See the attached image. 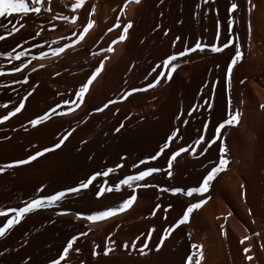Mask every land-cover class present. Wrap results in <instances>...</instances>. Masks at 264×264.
Wrapping results in <instances>:
<instances>
[{"label": "bare ground", "instance_id": "obj_1", "mask_svg": "<svg viewBox=\"0 0 264 264\" xmlns=\"http://www.w3.org/2000/svg\"><path fill=\"white\" fill-rule=\"evenodd\" d=\"M74 3L42 0L38 15L0 18V35L5 37L0 40V116L25 104L0 123V166L15 165L67 136L60 148L36 161L0 172V209L66 191L109 168L113 185L149 167L161 171L134 182L140 198L106 225L76 218L116 207L129 197L126 186H121L125 193L97 197L91 190L100 176L87 190L66 192L54 206L26 214L0 237V264H187L192 244L202 245L201 264H264V0H85L73 11ZM231 3L237 9L229 13ZM89 20L93 27L79 40ZM129 22L132 26L121 42L118 37ZM13 24L19 30L10 33ZM229 38L233 45L219 53L210 50ZM197 42L204 51L179 55ZM237 43L242 59L229 76L227 65ZM66 45L71 47L52 55ZM18 52L24 53L20 60L8 58ZM41 52L47 56L40 58ZM173 54L177 59L171 78H160L156 87L148 88L158 72L171 70L160 65ZM101 62L102 71L77 104L75 91ZM22 64L27 67L16 72ZM127 92L132 94L125 98ZM52 109L57 114L47 122L30 125V119ZM230 111L240 113L238 124L226 125L217 135L215 128ZM173 132L177 135L169 141ZM221 142L229 163L207 193L188 197L159 190L198 187L202 171L218 165ZM165 143L169 147L152 160ZM181 147L188 151L173 161L169 177L167 160ZM200 199L206 203L190 215L189 223L175 227L189 203ZM73 237V247L61 260ZM245 248L250 249L247 254Z\"/></svg>", "mask_w": 264, "mask_h": 264}, {"label": "snow or ice", "instance_id": "obj_2", "mask_svg": "<svg viewBox=\"0 0 264 264\" xmlns=\"http://www.w3.org/2000/svg\"><path fill=\"white\" fill-rule=\"evenodd\" d=\"M132 2H136L139 3V0H132ZM205 2H207V0H205ZM42 0H0V18L2 17H11L13 16V14H20L21 16L27 17L30 13L32 14H39L41 12V5ZM85 4V0H75V3L72 5V9L73 11L79 9L80 7H82ZM235 9H237V4L236 3H231L230 7L228 8V12L232 13ZM48 10V9H45ZM64 20H69V17L65 16L63 17ZM76 20V17H72L71 21L74 23ZM93 21L89 20L87 22V24L83 27V31L79 34V40H83L85 34H87L89 32V30L93 27ZM24 25L21 24L20 27H23ZM119 26V25H118ZM131 23H127L124 27H123V34H121L118 39L119 41H123L126 38V34L129 30V28H131ZM232 26H233V20L231 18H229L227 20V31L229 36H231V32H232ZM19 29L16 28V25L13 24L12 28L10 30L11 32H15L18 31ZM250 30V29H249ZM167 34V33H165ZM37 35H39V33H37ZM5 37L3 35H0V40H4ZM176 39H179V37H177ZM230 45H233V40L231 38L227 39L224 44L222 45V47H218V46H212L211 47V51L214 53H219L221 52L223 49L228 48ZM66 47H71V45H66L64 47H57L53 50L52 55L56 56L59 54H62L65 51ZM200 50V51H204V48L202 47V45L197 42L195 44L194 48L191 49H185L184 52L179 53L180 56H183L185 54V52L187 51H196V50ZM108 51H112V48H108ZM234 56L231 59V63L229 65H227V72L230 76L231 72H232V67L233 65H235L239 60L242 59V51H241V47L240 45L237 43L234 45ZM24 56L23 52H18L15 54V56L13 57L11 53L8 54V58L9 59H16V60H20L21 57ZM47 56V53L45 52H41L40 54V58H44ZM35 59V57H34ZM177 59V55L173 54V55H169L166 59L163 60L162 62V67L165 68H170L171 70L168 71L167 73L164 72H158L157 73V77L153 78V81L150 82L148 84V88H154L156 87L160 82V78H165V79H170L172 72L175 71V65L172 64L173 61H175ZM103 62H101L99 64V66L95 67V69L92 71V73L90 74V76L86 79L85 82H83L81 84V86L79 87V89L77 91H75V97H76V101L77 104L83 103V100L85 98L86 93L89 91V86L93 83V81L97 78V76L99 75V73L102 71L103 69ZM158 66V67H160ZM27 67L26 64H22L21 66L16 67L14 70L16 72H20L22 68ZM0 75H4V73L2 71H0ZM23 82H26L23 81ZM144 89H132V92H136V91H143ZM132 92H127L125 93V98L128 95H131ZM31 95V93H29V96ZM25 99H27V97H25ZM209 99H211V97H209ZM68 101H65V104H68ZM109 103H113V101H109ZM230 104V101H229ZM2 106V105H0ZM108 105L105 104L104 107L106 108ZM25 107V104L23 102H21L19 104V106L14 107L13 110L9 111L7 113V115H3L0 116V123H4L5 121H7L10 117L15 116L17 113H20L21 110ZM212 105L210 103H208V108L211 109ZM102 108H98L97 111H102ZM53 114H57L55 112V109H52L50 111H45L43 114H39L37 115L35 118L30 119L29 123L32 127H37L38 125H42L45 122H47L51 116ZM59 115H64L65 113L61 112L58 113ZM239 118H240V113L239 112H229L228 114V118L223 122L220 123L216 128H215V132L217 135L220 134L221 129L224 128L226 125L228 126H235L238 124L239 122ZM123 125H121L122 127ZM206 127V126H205ZM119 129H117L118 131ZM177 135L176 132H173L171 136L168 137V140L171 141L173 139V137H175ZM67 139V136L63 137L62 139L59 140V142H57L53 147H45L42 150H37L34 154H30L26 159H20L18 161L15 162V165L13 164H6L3 166H0V172H3V170L5 168H11V167H15V166H19V165H27L30 164L33 161H36L39 157H42L45 155V153L54 151L55 149H58L61 147V145L63 144L64 140ZM203 140V137H201L199 140H197V144H200V142ZM215 142V141H212ZM169 147L168 143H165L163 145V147L160 149L159 152H157L155 155H153L151 157L152 160L157 159V157L164 152L165 149H167ZM219 153H220V158H219V162L217 166L212 167L211 171H209L207 173V175L203 176L202 178V182L199 183L198 187H190L188 188L186 191L181 189V188H172V189H168V188H160L159 190L161 192H169L171 191L173 194H177L180 193L182 195H186L188 197H192L193 194H199V195H203L204 193H207L209 191V186L211 184V182L214 180V178L217 176L218 173L225 171L226 170V166L228 165L229 161L225 158V154H226V147L224 145L223 142H221L219 145ZM188 151V149L186 148H179L178 151H175L172 153V155L170 156V158L167 160V164H168V168L169 171L167 172V175L169 177L172 176V164L173 161L176 160V158L183 152ZM141 164H144L145 161L141 160L140 161ZM113 171V169L109 168L104 172H97L94 173L90 176H88L87 178H85L84 180H81L79 182V185L76 187H71L68 188L66 191H57L55 194H51V195H46L44 197L41 198H33L30 202H27L24 206L22 207H10L7 210H3L0 209V217H4L7 218L8 217V213H13L14 215L11 216V218H7L6 223H3L2 221H0V223H3V226L0 227V237H4L6 234L7 230H10L12 228L13 225L15 224H19L20 221L24 218V216L26 214L35 212L38 209L41 208H50L52 206H54L55 204H57L59 201L63 200L66 196V192L67 193H80L81 190H87L89 188L90 185H93V182L97 180L98 176H104V177H108L109 174ZM161 171V169L156 168V167H149L146 170H141L138 172V174L136 175H128L126 177H124L123 179H120L118 183H115L112 186H108L107 184H101L97 189L95 194L97 195V197L102 196L104 193H111L113 191L115 192H120L121 191V186H126L129 189H132V194L129 195V197L125 200H123L118 206L116 207H109L106 210H97L92 212L91 214H77V219H83L86 221H90V222H97L100 220H104L110 217H113L125 210H127L132 203L136 200V195H135V191L136 189L133 187L134 182H141V181H145L147 177L151 176L153 173ZM140 186V185H137ZM143 187H155L154 185H150L148 183H144L142 185ZM206 201L203 199L198 200L197 202L194 203H189V205L187 206L186 210L183 211L182 216L180 217V219L176 222L175 227H179L181 225L187 224L190 221V215L195 211L198 210L202 207L203 204H205ZM159 205H156V208H159ZM167 209H165L166 211ZM61 215H66L67 213H60ZM153 215H155V213H153ZM173 229H169L166 230L165 232V236L168 235V232L171 231ZM154 231V230H152ZM148 238L151 237V231H149L147 233ZM248 237H245L244 240H247ZM76 237H73L71 240H69L67 242V246L64 248L63 252L64 255H62L60 257L61 260H63L65 258V256L67 255V253L69 252V249H71L73 247V243L75 242ZM244 240H241V243L244 242ZM160 243H163V240H160ZM133 247H135V244H133ZM147 247V243H144V247L140 249L141 253L144 252V248ZM191 248L193 249L192 254L188 255L186 257V261L187 264H201V261L203 259V253H202V245H198V244H192ZM157 251L159 250V248L157 247L156 249ZM77 251H79V249H77ZM110 249L105 250L104 251V255H108L109 254ZM244 253L247 254L250 249L245 248ZM97 253L95 251H93L92 255H96ZM246 259L251 260L252 257L251 256H246ZM53 264H60L59 260H54Z\"/></svg>", "mask_w": 264, "mask_h": 264}, {"label": "rangeland", "instance_id": "obj_3", "mask_svg": "<svg viewBox=\"0 0 264 264\" xmlns=\"http://www.w3.org/2000/svg\"><path fill=\"white\" fill-rule=\"evenodd\" d=\"M225 79H226V78H225V73H224V74H223V80H222V82H223V83H222V86L225 85ZM223 87H224V86H223ZM79 155H80V154H79ZM127 169H128V171H130V170L132 169L130 172H136V171H138V170L133 169V168H131V167H129V168H127ZM127 169L125 168V170H127ZM134 170H136V171H134ZM130 172H127V171H126V175H128ZM138 172H139V171H138ZM138 172H136V173H138ZM208 172H209V171L205 169L204 171H202V174H200V177L202 176L201 178H203V176L207 175ZM129 175H130V174H129ZM100 177H101V179H100ZM100 177L98 178V182L96 181L98 184L96 183L95 188L93 187L94 189L91 190V191H93V194L96 192V189H97L101 184H103L104 182H105L104 184H107L108 186H111L110 183L113 185V180H112V179H109V178H107V177L105 178V177H102V176H100ZM102 178H105V179L102 180ZM104 180H105V181H104ZM106 180H108L109 182L107 181V183H106ZM149 180H150V178H148L146 182H148ZM99 181H102L103 183L101 182V184H100ZM150 181H151V180H150ZM99 184H100V185H99ZM134 186H136V185H134ZM125 188H126L127 190H129V195H130V189L127 188V187H125ZM134 188H135V187H134ZM126 189H124V187H123V188H121V191H120V192H121V193H122V192L125 193V192H127V191H125ZM131 192H132V189H131ZM138 192H139V191H135L136 199H137V198H140V194H139ZM114 193H118V192L113 191V193L111 192L110 194H114ZM76 194H77V193H76ZM131 194H132V193H131ZM91 195H92V194H91ZM95 195H96V194H95ZM134 202H135V201H134ZM134 202H133V203H134ZM133 203H132V204H133ZM108 219H109V220H108ZM111 219H112V220H111ZM113 219H114V216H113V217H110V218H107V219H104V220L97 221V222H99V224H101V226H102L103 224L106 225V224L111 223V222L113 221ZM110 221H111V222H110ZM100 222H102V223H100ZM106 222H107V223H106ZM108 222H109V223H108ZM94 230H95V229H92V231H93L94 233H96V230H95V231H94Z\"/></svg>", "mask_w": 264, "mask_h": 264}]
</instances>
